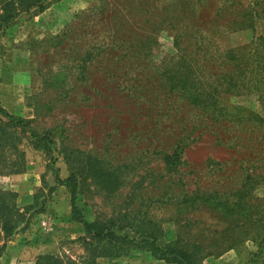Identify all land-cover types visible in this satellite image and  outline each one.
<instances>
[{
    "label": "rangeland",
    "instance_id": "rangeland-1",
    "mask_svg": "<svg viewBox=\"0 0 264 264\" xmlns=\"http://www.w3.org/2000/svg\"><path fill=\"white\" fill-rule=\"evenodd\" d=\"M0 107L56 146L18 128L7 174L0 130V189L44 206L7 242L15 264H86L56 174L76 176L88 221L125 214L194 264H264V0H55L0 37ZM114 263L166 264L95 261Z\"/></svg>",
    "mask_w": 264,
    "mask_h": 264
},
{
    "label": "trees",
    "instance_id": "trees-1",
    "mask_svg": "<svg viewBox=\"0 0 264 264\" xmlns=\"http://www.w3.org/2000/svg\"><path fill=\"white\" fill-rule=\"evenodd\" d=\"M54 1L0 0V37L22 15L41 13ZM0 114L6 119L4 122L0 121V130L2 132L5 130L9 144L16 152V159L9 161L7 169H3L7 174L19 173L23 170L24 153L17 148L20 140L15 133L18 128L21 132L27 133L28 142L34 149L56 151L55 140L50 131L37 133L30 128L28 120L12 115L2 107ZM3 170L0 168V174ZM54 171L57 172L58 169L54 168ZM56 181L69 189L71 219L81 224L83 228V235L77 240L88 251V258L84 261L86 264H95L100 258L114 260L127 257L131 251L149 252L154 259L164 261L166 264H194L184 251L169 244H160L152 231L141 229L140 226L133 228V225L127 222L125 214L108 220L88 221L82 208L77 204L76 176L70 174L67 178L61 179L56 174ZM35 204L37 205V201L22 207L18 204V194L0 189V258L4 255L10 238L26 229L35 214L44 211L43 205L37 210ZM34 264H76V262L59 255H42L36 258Z\"/></svg>",
    "mask_w": 264,
    "mask_h": 264
},
{
    "label": "crops",
    "instance_id": "crops-1",
    "mask_svg": "<svg viewBox=\"0 0 264 264\" xmlns=\"http://www.w3.org/2000/svg\"><path fill=\"white\" fill-rule=\"evenodd\" d=\"M9 249H10V252H9V256H8L7 255V253H8L7 251H9ZM12 252H13V246H8L6 248V253H4V255L0 258V264H15L16 263V259L10 258V255L12 254ZM17 264H33V261H30V263L29 262L25 263V261L22 260L21 262H19Z\"/></svg>",
    "mask_w": 264,
    "mask_h": 264
},
{
    "label": "built area",
    "instance_id": "built-area-1",
    "mask_svg": "<svg viewBox=\"0 0 264 264\" xmlns=\"http://www.w3.org/2000/svg\"><path fill=\"white\" fill-rule=\"evenodd\" d=\"M43 224H44V225H46V223H45V222H44Z\"/></svg>",
    "mask_w": 264,
    "mask_h": 264
}]
</instances>
